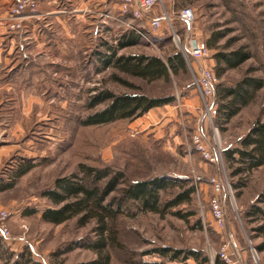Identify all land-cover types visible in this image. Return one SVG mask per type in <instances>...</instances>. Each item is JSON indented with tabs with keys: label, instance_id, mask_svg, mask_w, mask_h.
Instances as JSON below:
<instances>
[{
	"label": "rangeland",
	"instance_id": "374dc122",
	"mask_svg": "<svg viewBox=\"0 0 264 264\" xmlns=\"http://www.w3.org/2000/svg\"><path fill=\"white\" fill-rule=\"evenodd\" d=\"M113 4L108 1L101 9L97 5L84 9L87 14L85 19L76 20L68 28L73 36L71 46L76 55L58 57L61 60L59 65H69L70 69H63L60 73L45 67L44 72L32 77L35 78L34 86L30 85L25 91L28 94L33 91V95L37 94L40 100L36 102L29 96V99H24L30 104L24 110L28 111V118L13 121L14 146L0 157V185L10 184L8 189L0 192V209L4 208L11 214L7 222L11 234L24 236L25 241H12L13 251H9L2 246L7 241L0 238V251L5 250L0 264H28V259L39 264H78L96 258V253L85 246L86 242L96 239L95 221L79 226L76 219H71L54 225L43 221L40 216V210L52 205L42 192L52 188L56 178L78 173L80 164L121 170L129 181L164 175L187 181L184 187L177 183L161 191L162 203L190 184L195 187L188 203L170 207L164 214L142 212L137 210L135 203H129L131 212L125 210L115 222L122 247H108L110 264H132L130 260H139L143 252L157 247L198 252L197 260L188 258L181 264H215V260L220 261L216 256L217 249L226 241L230 230L236 242L238 239L239 247L245 250L244 260L249 264H264V249L258 247L263 243L264 231L253 232L251 220L245 217V211L253 205L264 210V169L257 168L239 175L245 185L238 190V196L232 182H237L239 177L229 175L230 165L222 156L225 148L240 146V140L257 120L264 121V85L247 106L223 125V129L215 118L209 119L204 98L195 88L203 67L216 77L215 95L218 84L231 86L245 77L264 81V0H160L153 14L168 12L172 29L166 22L157 30L148 26L139 28L148 42L141 40L116 50L117 55H157L163 60L174 52H181L186 67L177 75H171L168 81H146L126 75L113 66L99 70V61L90 55L96 49L114 47L119 35L133 30L118 29L112 26V20L102 23L104 13H114L118 9ZM11 5L12 2L9 11ZM184 8H191L193 12L190 25L179 19V13ZM9 11L5 24L7 31L13 33L24 29V25L19 30L8 29ZM35 14L28 16L34 17ZM42 26H45L44 22ZM212 31L225 34L214 50L206 47V40ZM176 35L180 38L179 42L174 40ZM188 39L203 44L208 54L199 60L185 55L183 45ZM239 48L250 57L218 76L213 58L215 50ZM84 53L88 56L83 59ZM44 63L48 65L50 60L46 58ZM62 73L63 83L60 84L58 78ZM114 76L125 78L139 89L123 86ZM94 88L109 89L115 94L173 95L174 101L153 108L138 118L82 125L80 120L104 106L100 104L93 109L88 108V100L96 91ZM198 133L212 150L216 151L218 145L221 147L222 162L211 164L201 158L192 143ZM18 164H30L31 167L20 177L10 180ZM213 178L220 182L222 195L226 196L224 208L228 220L222 230L216 228L209 211ZM228 184L233 198L228 193ZM30 209L39 211L27 214ZM173 212H181L185 216L179 217ZM252 221L255 226L260 219ZM22 224L26 225V229L22 228ZM250 246L257 251L256 262L252 260ZM154 256L142 258L156 259ZM11 257L16 260L14 263L6 260ZM203 258L207 260L202 261ZM176 262H180L179 259Z\"/></svg>",
	"mask_w": 264,
	"mask_h": 264
},
{
	"label": "trees",
	"instance_id": "16d2710c",
	"mask_svg": "<svg viewBox=\"0 0 264 264\" xmlns=\"http://www.w3.org/2000/svg\"><path fill=\"white\" fill-rule=\"evenodd\" d=\"M224 33L212 31L206 40L208 49H217L218 41L224 37ZM114 47L107 46L106 50H99L90 55L94 56L100 64L99 70L113 66L116 70L133 77H138L146 81L164 80L168 81L170 76L177 75L186 67L185 57L181 52H174L163 60L157 55L147 54H120L119 48L135 45L145 40L140 34L133 30L123 32L117 38ZM148 42V41H147ZM155 42V41H154ZM103 44V43H102ZM88 54L84 53V59ZM250 55L241 48L236 50H215V71L218 76L227 69L235 68L246 61ZM88 62V60H87ZM52 71L61 73V70L70 69L66 65H52ZM63 73L58 78L60 84L63 83ZM115 80L123 86L132 89H139L138 86L129 82L125 78L114 76ZM264 81L261 78L245 77L237 84L227 86L218 84L216 98L214 96L216 123L224 128L240 109L247 106L254 98L255 93L262 88ZM96 88H94L95 90ZM174 101L173 95L148 96L144 93H122L115 94L109 89H96L95 93L88 100V108L93 109L103 104L104 106L88 114L80 120V124L90 126L113 122L118 119L138 118L149 110L161 107ZM224 161L229 163L231 168L230 176L239 178L232 185L238 191L244 187V180L241 176L264 165V121L257 120L243 139L240 146L225 148L222 150ZM234 164H238L234 166ZM31 167L30 164H18L16 171L11 175V179H16L23 175ZM10 182V181H9ZM183 186L187 183L182 178L169 175L144 178L129 181L121 170H113L106 167H92L86 164L79 165V172L70 176L58 177L54 180L53 187L45 189L42 196L52 205L40 210L41 219L45 222L58 225L68 220L76 219L79 226H84L91 221H95L96 239L86 242L85 246L96 253V258L90 262L78 264H110V253L108 247L120 249V244L115 228L117 218L124 213L131 212L130 204L135 203L137 210L142 212H153L164 214L167 209L191 200V195L195 191L193 185H188L166 202H161L160 192L169 186ZM10 184L0 185V192L8 189ZM116 193V195H112ZM4 209V208H1ZM8 211V210H7ZM37 209H30L27 214L37 213ZM247 216L264 210L253 205L249 209ZM9 212V211H8ZM10 214V212H9ZM179 217L185 215L181 212H173ZM11 216V214H10ZM264 231V226L259 227ZM12 241H10V244ZM79 243V242H78ZM81 245V244H80ZM259 249H264V240ZM27 249V248H26ZM28 250V249H27ZM5 251V250H4ZM4 251L0 257L4 256ZM155 255L156 259H145L143 256ZM198 252L195 250H176L168 247H157L143 252L139 260H130L132 264H181L188 258L198 259ZM166 259V260H164ZM179 259L180 262H176ZM203 258L202 261H206ZM27 261V260H26ZM15 264H18V262ZM28 264H39L28 259ZM215 264H223L215 260Z\"/></svg>",
	"mask_w": 264,
	"mask_h": 264
},
{
	"label": "crops",
	"instance_id": "0c3cea01",
	"mask_svg": "<svg viewBox=\"0 0 264 264\" xmlns=\"http://www.w3.org/2000/svg\"><path fill=\"white\" fill-rule=\"evenodd\" d=\"M108 1L113 2L112 6L116 9L120 3V0H40L34 17L27 16L22 19L24 29L9 33L5 24L12 0H0V157L14 146L12 145L13 121L19 122L28 118V111L24 112V110L26 111L30 104L29 100L24 99H29V96L31 100L36 99V102L40 100L37 94L33 95V91L30 90V95L25 92L30 85L35 84V78L32 77L44 72L45 67L51 69L52 65H59L60 55L74 56L76 50H72L73 38L71 37L73 36L68 31L69 25L87 16L84 9L91 8L93 5L101 9L107 5L105 3ZM117 11L118 9L112 14L117 15ZM42 19L44 21H40ZM42 22L45 26H42ZM111 24L116 26L115 22ZM24 44L25 48L22 50ZM37 56H39L38 59ZM46 58L50 60L48 65L44 63ZM258 168L264 169V165ZM247 213L248 211H245V217L251 220L253 232H263L259 227L264 226V213L257 212L249 216ZM258 219L260 222L253 226L252 220L255 222ZM232 232L229 231V233ZM237 242L239 243L238 239ZM2 246L13 251L14 245L9 241ZM242 250L245 255V250L243 248ZM6 260L13 263L16 261L12 257Z\"/></svg>",
	"mask_w": 264,
	"mask_h": 264
},
{
	"label": "built area",
	"instance_id": "2783aa9c",
	"mask_svg": "<svg viewBox=\"0 0 264 264\" xmlns=\"http://www.w3.org/2000/svg\"><path fill=\"white\" fill-rule=\"evenodd\" d=\"M160 0H120L117 15L112 13H104L102 23L105 24L107 20H112L116 23L118 29L123 31L133 29L136 33L143 35L139 28L144 29L148 26L152 30L159 29L164 22L172 29L171 18L168 12L164 11L160 15L153 14V9ZM40 0H12V5L9 11V22L7 27L10 31L22 29L23 18L25 15H33L38 10V3ZM21 19V20H20ZM179 19L185 24L190 25L193 20V12L191 8H184L179 13ZM173 33H175L173 31ZM175 41H180L178 35L174 36ZM189 40V39H188ZM186 41L183 45L184 54L191 56L195 60H199L207 55V49L199 42L196 43L195 48L192 47L193 39ZM216 84L215 75L207 68H201V71L196 79L195 88L201 97L204 98V106L207 110L209 119L215 116L214 105V90ZM209 102H207V100ZM195 149L199 152L201 158L211 164L222 162L221 147L218 145L217 150H212L203 140L200 133L195 134L192 141ZM212 196L209 201V211L213 222L218 229H224L228 215L224 208L225 195H222L221 184L216 178L212 179ZM228 193L233 198L231 186L228 184ZM10 219V214L6 209H0V238L5 241H25L24 236H13L7 225ZM22 228L26 229V225L22 224ZM250 243V242H249ZM243 250L237 245L232 233L226 235V241L217 249L216 256L223 264H249L244 260ZM250 253L252 260L256 262L257 251L250 246Z\"/></svg>",
	"mask_w": 264,
	"mask_h": 264
},
{
	"label": "water",
	"instance_id": "95a60500",
	"mask_svg": "<svg viewBox=\"0 0 264 264\" xmlns=\"http://www.w3.org/2000/svg\"><path fill=\"white\" fill-rule=\"evenodd\" d=\"M195 46H196V40H193L192 41V47L195 48Z\"/></svg>",
	"mask_w": 264,
	"mask_h": 264
}]
</instances>
